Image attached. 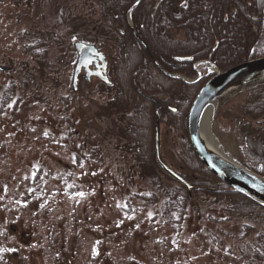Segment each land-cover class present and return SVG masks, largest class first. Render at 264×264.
<instances>
[{
	"label": "rangeland",
	"instance_id": "obj_1",
	"mask_svg": "<svg viewBox=\"0 0 264 264\" xmlns=\"http://www.w3.org/2000/svg\"><path fill=\"white\" fill-rule=\"evenodd\" d=\"M76 2L0 0L3 86L12 79L22 81L17 72L26 66L38 68L25 55L24 32L52 33L55 8L71 9ZM263 34L264 26L259 38ZM173 35L182 39L180 32ZM49 45V69L43 75L48 83L38 82L33 91L20 84L16 109L11 113V106L0 115V264H249L243 247L251 235L244 237L241 229L253 224L230 217L212 198L194 193L204 188L182 167L183 139L177 129H168L162 156L187 173L197 191H186L189 209L173 223L159 211L162 194L135 174L127 175L131 163L121 159L123 142L113 128L114 118L102 115L105 99L97 92L98 79L80 80L76 92L71 91L76 55L72 50L59 54ZM102 51L110 63L108 52ZM256 51L264 54L263 46ZM11 67L14 73L6 72ZM247 99L243 93L227 101L209 125L217 146L241 165L250 161L247 139H259L252 135L243 144L242 131L258 132L264 126L262 116L250 119L241 112ZM232 113L231 119L226 117ZM162 128L165 134L166 122ZM185 141L189 145L186 136ZM161 177L167 187H179ZM152 195L155 203L142 200Z\"/></svg>",
	"mask_w": 264,
	"mask_h": 264
},
{
	"label": "trees",
	"instance_id": "obj_2",
	"mask_svg": "<svg viewBox=\"0 0 264 264\" xmlns=\"http://www.w3.org/2000/svg\"><path fill=\"white\" fill-rule=\"evenodd\" d=\"M76 1L71 9L55 8L56 21L52 25V33L48 30L43 34L24 32L22 37L28 42L25 55L38 63V68L34 70L26 66L24 71L17 72L22 77L18 83L15 79L9 80L5 86L0 83V115L11 106V113L16 109L20 84L25 89L31 87L33 91L38 82L46 80L43 75L49 69V44L59 54L67 55L73 51V41L105 49L110 58V75L114 77L110 78V87L100 85L101 90L97 92L105 99L100 103L104 108L102 115L114 118L113 128L123 142L121 159L131 163L127 175L135 174L140 180L147 181L148 187L162 194L159 211L163 217L173 223L181 221L189 209L190 197L186 188L163 172L155 161L154 117L159 114L161 122H166L167 130L175 127L180 139H183L180 140L183 146L179 148L183 162L187 164L182 167L188 168L198 179L197 185L206 189L195 190L197 192L194 193L212 198V204L230 217L253 224L242 226L243 236L251 235L250 241L244 243L243 254L250 259L249 264H264V208L215 179L200 165L185 141L184 123L188 105L203 82L185 84L169 78L153 62L168 74L177 73L192 79L196 75L192 69L195 62L210 60L224 71L241 62L264 56L256 51L260 46L264 48V41L261 44L264 34L260 38L258 36L259 29L264 26V0H141L129 16L145 47L134 38L125 20L128 7L136 0ZM174 31L182 32L184 39L174 37ZM215 40L219 44L212 52ZM174 57H189L191 62L178 63ZM7 71L14 73L12 67ZM136 89L150 99L142 98ZM247 93L248 99L241 112L250 119H258L264 114V87ZM156 104L162 108L157 109ZM101 106L96 107L97 112ZM168 108H175L177 113L172 114ZM233 115L227 114L226 117L231 119ZM246 138L249 134L244 128L241 133L243 144H246ZM247 141L246 153L250 161L243 165L264 177V142L259 139ZM162 175L179 187H167ZM184 178L190 181L187 173ZM142 200L147 204L158 201L154 195Z\"/></svg>",
	"mask_w": 264,
	"mask_h": 264
},
{
	"label": "water",
	"instance_id": "obj_3",
	"mask_svg": "<svg viewBox=\"0 0 264 264\" xmlns=\"http://www.w3.org/2000/svg\"><path fill=\"white\" fill-rule=\"evenodd\" d=\"M140 1L141 0H136L129 6L125 14V19L134 37L144 46L140 37L136 35L131 26L132 24L129 16L131 10L138 5ZM73 49L76 53L77 60L72 74V91L76 90L78 76L81 72L80 69L85 70L87 79H90V77L94 75L97 76L99 80L101 79L103 83L110 84L109 79L105 75L106 63L104 61V56L102 53L98 52L95 46L75 42L73 44ZM150 57L152 58V56ZM174 60L177 62L191 61L190 58L186 57H175ZM92 61H95L97 66V71L94 73L88 70ZM98 62L100 64H97ZM153 62L157 65L155 61ZM196 65H198V63ZM213 68H215L213 76L200 88L198 93L195 94L196 96L193 98L185 115L186 137L190 149L198 162L215 179L228 188L230 187L232 191L264 208V177L250 171L240 163L238 164L237 161L227 156L217 145H213L208 138L210 137L208 136L210 133L204 131L201 127L203 115L212 104H216V112V109L234 97L254 89L256 90L258 87H264V56L258 59L244 61L224 72L217 70L216 67ZM1 71H3L2 68H0V72ZM162 72L165 76L177 78L185 84H194L199 79V77H197L195 80L189 81L185 80L179 74H167L164 71ZM136 91L143 98H146L141 91ZM169 110L172 112L176 111L172 108ZM158 117L159 116L156 114L154 126L155 161L162 171L184 186L187 192L190 193L192 190L196 189L194 185L183 180L177 171L164 160L161 154L163 131ZM259 122L264 124V115Z\"/></svg>",
	"mask_w": 264,
	"mask_h": 264
},
{
	"label": "flooded vegetation",
	"instance_id": "obj_4",
	"mask_svg": "<svg viewBox=\"0 0 264 264\" xmlns=\"http://www.w3.org/2000/svg\"><path fill=\"white\" fill-rule=\"evenodd\" d=\"M176 31H174L173 33H175ZM178 32H180V31H178ZM173 33H172V35H173ZM180 34L182 35V40L184 39V35L182 34V32H180ZM174 36V35H173ZM135 38V37H134ZM136 39V38H135ZM179 39V38H178ZM137 40V39H136ZM218 44H219V41L218 40H215V42H214V45H213V47H212V52L213 51H215V49L218 47ZM102 53H103V51L102 50H100ZM104 54V53H103ZM104 59H105V62H106V69H105V75L108 77V79H109V81H111V77H110V63H109V60H108V58H107V55L106 54H104ZM203 61H209L210 63H211V61L210 60H203ZM199 62H202V61H199ZM195 63H197V62H195ZM195 63H192V69L194 70V71H197V69L195 68V66H194V64ZM98 64V63H97ZM158 65V64H157ZM156 65V66H157ZM96 64H95V61L93 62H91V64L89 65V67H88V70L90 71V72H96L97 70H96ZM159 69H160V71L162 70L160 67H159V65L157 66ZM208 68V66H206V65H200L199 66V68H198V71L200 72V76H199V79H198V81L196 82V83H198V82H203V84H205L210 78H211V73H209V69H207ZM163 73V72H162ZM82 74H84V78L82 79ZM91 77H96V76H91ZM90 77V78H91ZM97 78V77H96ZM80 80H82V81H85V82H87V83H89V79H87L86 78V76H85V70L84 69H81V72H80V74H79V76H78V80H77V87H78V84H79V81ZM81 82V81H80ZM98 82L100 83V85H104V86H111L112 85V82L110 83V84H105V83H103L102 81H101V79L100 80H98ZM77 89V88H76ZM137 92V91H136ZM142 97V96H141ZM156 106H157V109H161L162 107H161V105L160 104H156ZM168 111L170 112V110H169V108H168ZM177 113V110H176V112H172V114H176ZM159 115V114H158ZM162 123V122H161ZM163 124V123H162ZM165 132V131H164ZM168 130H167V132H165V134H163L162 135V138H163V145H164V137H166L167 135H168ZM249 134V137H253L252 135H254L256 138H259V140H261V141H263L264 142V126L260 129V130H258V132L257 131H252L251 132V130H250V133H248ZM178 172H179V174L181 175V177L183 178V179H185L184 178V174L182 173L181 174V169H178Z\"/></svg>",
	"mask_w": 264,
	"mask_h": 264
},
{
	"label": "bare ground",
	"instance_id": "obj_5",
	"mask_svg": "<svg viewBox=\"0 0 264 264\" xmlns=\"http://www.w3.org/2000/svg\"><path fill=\"white\" fill-rule=\"evenodd\" d=\"M230 42H227V44H229ZM232 44V43H231ZM230 44V45H231ZM229 45V46H230ZM147 49V48H146ZM148 54H150L148 52ZM185 62H189V61H185ZM185 62H178V63H185ZM209 70L210 72H213L215 71V68H212V67H209ZM214 114H215V107L214 105L212 104L209 108H207V110L205 111L204 115H203V119L201 121V127L204 131L208 132L209 133V125H210V122L211 120L213 119L214 117ZM210 137H208L210 139V141L212 142L213 145H217L215 143V140L213 138V136H211L210 134L208 135ZM221 149V148H220Z\"/></svg>",
	"mask_w": 264,
	"mask_h": 264
}]
</instances>
